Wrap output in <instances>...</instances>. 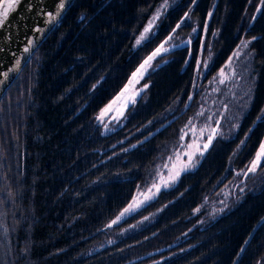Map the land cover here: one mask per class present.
Here are the masks:
<instances>
[{"label":"trees","instance_id":"obj_1","mask_svg":"<svg viewBox=\"0 0 264 264\" xmlns=\"http://www.w3.org/2000/svg\"><path fill=\"white\" fill-rule=\"evenodd\" d=\"M162 1L74 0L2 97L0 264H232L264 215V173L206 224L195 213L250 164L264 137V2L177 0L152 38L134 48ZM206 24L207 78L251 39L250 104L234 133L216 136L196 168L113 224L197 109L198 93L191 94ZM173 30L191 43L160 51L143 94L123 123L104 133L99 112ZM263 169L264 161L247 180ZM145 217L143 226L92 250L110 230ZM237 264H264V222Z\"/></svg>","mask_w":264,"mask_h":264},{"label":"rangeland","instance_id":"obj_2","mask_svg":"<svg viewBox=\"0 0 264 264\" xmlns=\"http://www.w3.org/2000/svg\"><path fill=\"white\" fill-rule=\"evenodd\" d=\"M176 2L177 0H163L155 7L146 24L135 36L133 42L134 48L141 46L152 38L157 32L162 18ZM158 13L159 15H157ZM150 24L151 27L149 28ZM146 28H149L148 32H145ZM206 30L207 24L200 38L199 58L196 66V81L193 93L191 94L192 97L194 93H198L197 109L190 115L187 123L181 127L180 136L175 145L170 151L160 156L155 165L149 170L146 180L139 185L132 200L120 211V213L123 212L129 204H133L135 201H144V203L134 211L136 212L138 209L151 202L161 190L174 186L184 172L196 168L216 136H230L234 133L241 116L250 104L256 78L254 52L250 46L251 39L244 38L235 48L225 64L212 77L207 78L206 74L212 61V52L208 51L202 54ZM191 34L192 37L198 36L197 26L193 28ZM142 36L144 38L141 40ZM169 37H171V39H169ZM186 37L187 38L183 39L181 34L175 33V30H173L156 49L165 51L175 45L190 44L192 38H190V36ZM137 40H141V42L137 44ZM245 43L247 44L246 47L244 46ZM161 45H163V47H161ZM156 64L159 63L156 62L155 59L151 60L136 77L129 90L119 100L114 98L102 108L98 114V120L102 124L104 133L115 130L123 123L126 109L133 105L143 94L148 86L143 82L144 77L156 66ZM222 71L224 73L223 75H221ZM221 80H223L224 83H220ZM106 109L108 111H105ZM174 110L175 107L173 106L168 113H172ZM200 113L203 114L200 115ZM193 127L195 128L194 133L191 131ZM201 130H203V132H201ZM185 132L188 133V136L184 140H181V136ZM209 136H212L210 143L208 140ZM189 144L192 145L191 148L187 147ZM204 144H208L206 149L203 147ZM262 144H264V137L261 145ZM181 145H184V147H181ZM260 147L257 152L260 151ZM185 152L188 153V156H191V160H189L188 156L183 155ZM177 153H179V158H177ZM169 157H172V159L169 160ZM263 161L264 159H262L260 165ZM251 162L245 169L235 170V176L230 182L216 194L207 196L203 203L195 209V213L200 214V225L206 224L208 221L228 210L247 190L252 189L254 186H252V183H258V178L264 173V169L256 174L253 179L248 181L247 176L250 175V173L257 172L260 167L259 165L255 171L248 172ZM166 164L168 166L167 168L164 167ZM177 171L180 172V175L174 181H169L167 187H164L162 179L168 180L169 176H174ZM245 173H247V175H245ZM262 179L263 178H261L259 182ZM154 184L160 185V190L158 192L153 187ZM150 188L152 189L151 192L148 191ZM145 194L152 198L145 201ZM3 195L4 189L0 186V199H2ZM134 212L125 215L117 223H120ZM146 221V219H142L120 230H110L107 240L93 247L92 250H97L115 242L125 234L143 226Z\"/></svg>","mask_w":264,"mask_h":264},{"label":"water","instance_id":"obj_3","mask_svg":"<svg viewBox=\"0 0 264 264\" xmlns=\"http://www.w3.org/2000/svg\"><path fill=\"white\" fill-rule=\"evenodd\" d=\"M73 2L74 0H65L64 9L56 19L51 22H49V18L46 14L48 12H56L58 0H20L15 9L10 11L8 20L3 26H0V101L35 51L53 31ZM0 11H2V9H0ZM25 49H27V51H25ZM154 52H156V50L145 57L130 75L125 85L116 95L115 98L117 100L129 90L136 77L143 70L141 69V65L144 64ZM157 56L158 54L154 56V58ZM151 60H149L148 63ZM138 69H140L139 72H137ZM134 73L136 74L135 76L133 75ZM263 222L264 215L259 218L254 225L232 264H237L247 244Z\"/></svg>","mask_w":264,"mask_h":264},{"label":"snow or ice","instance_id":"obj_4","mask_svg":"<svg viewBox=\"0 0 264 264\" xmlns=\"http://www.w3.org/2000/svg\"><path fill=\"white\" fill-rule=\"evenodd\" d=\"M20 0H0V9H2V11H0V26H3L5 24V22L8 20V16L10 11L14 10L15 7L19 4ZM262 2H264V0H262ZM65 7V0H58V4L56 6L57 10L55 13L53 12H48L46 15L49 18V22L53 21L56 19V17L60 14V12L64 9ZM159 15V13L157 14ZM83 18V17H82ZM151 27V24L149 25V28ZM179 27V25H178ZM149 28L145 29V32L149 31ZM39 30V29H37ZM195 31V30H194ZM144 37H141V40ZM169 39H171V37H169ZM141 40H137V44H139L141 42ZM245 47L247 46V44L245 43L244 45ZM161 47H163V45H161ZM25 51H27V49H25ZM160 49H157L156 52H154L152 54V56H150L148 58V60H146L144 62V64L141 65V69H143L145 67V65L148 63L149 60L153 59L154 56H156L157 54H159ZM140 69L137 70V72H139ZM223 71L221 72V75H223ZM134 76L136 75L135 73L133 74ZM220 83H224L223 80L220 81ZM189 99H191V97H189ZM105 111H108L107 109ZM203 113H200V115H202ZM103 115V113H102ZM191 123V122H189ZM191 131L194 133L195 132V128L193 127V129H191ZM201 132H203V130H201ZM188 136V133L185 132L182 136H181V140H184L186 137ZM212 136H209L208 140L209 143L211 142ZM181 147H184V145H181ZM187 147L191 148L192 145L189 144L187 145ZM203 147L206 149L208 147V144H204ZM177 158H179V153L176 154ZM183 155L188 156V153L185 152L183 153ZM189 160H191V156H188ZM172 157H169V160H171ZM262 159H264V144L261 145L260 147V151L257 152L255 159L251 162V166L248 168V172H252L255 171V169L260 165ZM165 168H167V164L164 166ZM187 167V166H185ZM183 170V169H182ZM180 175V172L177 171L175 173V175H170L168 180H163L162 179V184L164 187H167L169 181H174L178 176ZM245 175H247V173H245ZM153 187L156 189V191L158 192L160 190V185L158 184H154ZM149 192L152 191V189H148ZM152 197L148 196L145 194V201H147L148 199H151ZM144 201H135L133 204H129V206L127 208L124 209L123 212L120 213V215L116 218V220H114L112 223L115 224L117 223L121 218H123L125 215L130 214L131 212H134L138 207H140L141 204H143ZM145 219H147V217H145Z\"/></svg>","mask_w":264,"mask_h":264}]
</instances>
